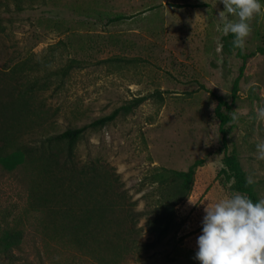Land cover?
Listing matches in <instances>:
<instances>
[{
	"label": "rangeland",
	"instance_id": "rangeland-1",
	"mask_svg": "<svg viewBox=\"0 0 264 264\" xmlns=\"http://www.w3.org/2000/svg\"><path fill=\"white\" fill-rule=\"evenodd\" d=\"M17 1L31 9L14 13L10 23L4 21L0 69L20 57L49 60L52 68L72 58L81 63L60 89L41 94L51 119L33 130L34 136L81 126L135 96L160 92L162 99L149 97L131 114L88 130L78 143L76 159L107 163L139 211L147 209L148 187L142 182L151 169H186L196 159H204L190 195L175 208L179 229L155 237L152 245L141 217L140 241L147 247L120 263L199 264L195 252L203 209L208 202L232 195L218 175L224 147L215 108L219 95L231 101L241 60L222 52L224 34L218 14L223 4L219 0ZM0 7L13 13L15 6L13 0H1ZM113 14L127 18L109 23L106 15ZM225 17L236 19L226 11ZM250 24L244 52L264 45V7ZM261 106L264 54H255L246 62L232 109L226 112L230 121L225 125V150L234 149L247 177L256 182L260 199L264 198V161L255 158V144L264 140V120L257 115ZM234 111L239 114L235 122ZM27 194L22 171L0 167V232L16 219L17 226L21 224L19 247L11 252L18 264H98L70 249L48 247L37 228V215L25 210ZM8 260L2 257L0 264Z\"/></svg>",
	"mask_w": 264,
	"mask_h": 264
},
{
	"label": "trees",
	"instance_id": "trees-1",
	"mask_svg": "<svg viewBox=\"0 0 264 264\" xmlns=\"http://www.w3.org/2000/svg\"><path fill=\"white\" fill-rule=\"evenodd\" d=\"M13 3V13L0 7L1 42L5 35L4 21L10 23L14 13L31 9L20 5V1L13 0ZM106 16L109 23L127 18L124 14ZM233 39L232 34L224 35L221 43L222 52L234 54L241 65L232 83L231 101L220 95L216 98L215 115L219 119L224 147L218 175L229 184L232 194L244 193L256 201L260 199L256 182L248 183L247 173L234 149L225 150V125L230 121L226 112L232 109L238 78L249 58L264 54V45L244 52L234 48ZM79 63L72 58L52 68L49 60L20 57L17 62L0 69V167L6 171H22L28 189L25 210L37 215V228L48 247L70 249L98 264H120L126 255L147 247L140 241L138 223L141 217L145 218V231L153 237L152 245H155V237L161 239L179 229L175 208L190 195L196 170L203 165L204 159H196L186 169L163 166L151 169L142 182L148 187L144 194L147 209L140 211L136 210V201L122 189L117 173L107 163L98 159L87 162L76 159L78 143L88 130L103 128L118 117L131 114L149 97L162 99L159 91L126 100L81 126L70 125L61 131L34 136L36 129L51 119L41 94L51 88L60 89ZM53 83H56L54 87ZM17 222L18 219L13 226L0 232V258L7 256L6 264H18L11 253L19 247L22 234L21 224L17 226Z\"/></svg>",
	"mask_w": 264,
	"mask_h": 264
},
{
	"label": "clouds",
	"instance_id": "clouds-1",
	"mask_svg": "<svg viewBox=\"0 0 264 264\" xmlns=\"http://www.w3.org/2000/svg\"><path fill=\"white\" fill-rule=\"evenodd\" d=\"M219 2L224 6L218 14L223 34H232L234 48L244 49L252 31L250 21L260 14L264 0ZM225 11L236 19H226ZM231 115L234 122L238 121V113ZM257 115L264 120V106ZM255 150V158L264 161V140L255 144ZM248 183L253 181L249 179ZM203 211L195 252L199 264H264V198L253 201L247 194L234 192L214 204L208 202Z\"/></svg>",
	"mask_w": 264,
	"mask_h": 264
}]
</instances>
